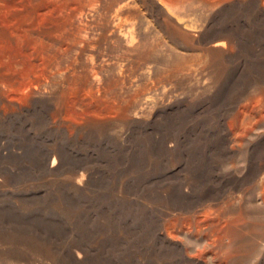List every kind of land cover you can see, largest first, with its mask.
<instances>
[{
    "label": "rangeland",
    "instance_id": "obj_1",
    "mask_svg": "<svg viewBox=\"0 0 264 264\" xmlns=\"http://www.w3.org/2000/svg\"><path fill=\"white\" fill-rule=\"evenodd\" d=\"M41 2L0 0V264H264V0Z\"/></svg>",
    "mask_w": 264,
    "mask_h": 264
},
{
    "label": "bare ground",
    "instance_id": "obj_2",
    "mask_svg": "<svg viewBox=\"0 0 264 264\" xmlns=\"http://www.w3.org/2000/svg\"><path fill=\"white\" fill-rule=\"evenodd\" d=\"M65 2L66 0H42V4L45 5V7H48V9L51 7V6H58L59 8L61 9H66V7L64 8L65 6ZM69 8H70V5H69ZM215 44H220V45H223L224 42L223 41H216ZM54 163V159L52 160V163L51 165H53ZM261 194H262V201L264 203V185L262 186L261 188Z\"/></svg>",
    "mask_w": 264,
    "mask_h": 264
}]
</instances>
